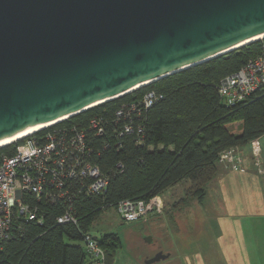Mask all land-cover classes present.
I'll list each match as a JSON object with an SVG mask.
<instances>
[{
    "label": "water",
    "instance_id": "water-1",
    "mask_svg": "<svg viewBox=\"0 0 264 264\" xmlns=\"http://www.w3.org/2000/svg\"><path fill=\"white\" fill-rule=\"evenodd\" d=\"M262 34L264 0H0V142Z\"/></svg>",
    "mask_w": 264,
    "mask_h": 264
},
{
    "label": "trees",
    "instance_id": "trees-1",
    "mask_svg": "<svg viewBox=\"0 0 264 264\" xmlns=\"http://www.w3.org/2000/svg\"><path fill=\"white\" fill-rule=\"evenodd\" d=\"M261 47V40L250 42L61 122V126L86 128L93 117L102 118L105 132L91 135L96 147L92 161L108 175L109 185L102 194L76 198L78 224L58 223L64 206L30 196L42 221L22 219L17 223L20 227H13L0 247V264H91L82 233L119 201H148L184 180L190 183L177 203L202 201L219 172L220 154L264 135V90L232 106L225 105L218 92L220 80L257 57ZM151 90L157 95L153 105H139L135 111L127 108L125 116H117L119 108L138 103ZM127 123L131 132L125 131ZM14 152L15 144L0 147V157ZM99 240L106 264H112L121 239L107 232Z\"/></svg>",
    "mask_w": 264,
    "mask_h": 264
},
{
    "label": "built area",
    "instance_id": "built-area-1",
    "mask_svg": "<svg viewBox=\"0 0 264 264\" xmlns=\"http://www.w3.org/2000/svg\"><path fill=\"white\" fill-rule=\"evenodd\" d=\"M260 40V54L220 80L218 92L225 105L244 102L258 90H264V38ZM156 99V93L148 91L138 103L119 108L117 116H125L127 108L135 111L139 105L150 107ZM63 121L9 143L15 144V152L0 157V247L13 227H20L17 223L22 219L42 221L39 206L33 204L30 196L36 201L43 199L64 206L57 216L58 223L78 224L76 198L106 191L109 177L92 161L96 147L91 143L92 134L105 132L102 118L93 117L86 128L59 125ZM125 131H132L131 123L125 125ZM250 144L259 158L260 137L252 139ZM219 161L232 169L246 171L240 145L225 149ZM159 205L157 197L148 201L128 198L119 201L116 210L123 221L131 222L147 217ZM82 244L91 264H106V252L99 236L84 231Z\"/></svg>",
    "mask_w": 264,
    "mask_h": 264
},
{
    "label": "rangeland",
    "instance_id": "rangeland-1",
    "mask_svg": "<svg viewBox=\"0 0 264 264\" xmlns=\"http://www.w3.org/2000/svg\"><path fill=\"white\" fill-rule=\"evenodd\" d=\"M260 142L259 158L250 143L242 146L243 166L245 170L248 169L247 174L223 163L219 164L220 170L211 182L216 188H209L205 204L190 203L191 206H188L182 202H163L157 195L154 197H157L160 207L155 208L147 217L126 222L113 207L100 214L90 231L99 237L107 232H115L119 236L122 245L112 264H245L244 241L240 240L235 248L232 233L236 231L234 218L245 216V210L248 216L252 210L251 206L245 208L241 199L244 197L251 204L254 200L258 202V197L264 198V135L260 137ZM189 183L184 180L165 190L162 196L170 201L180 200ZM239 187H242V191ZM243 187L249 193L243 192ZM197 216L202 218L199 225L196 223ZM243 226H246L245 223ZM181 234L189 237L187 245L181 244ZM239 246L243 248L239 249ZM159 251L172 254L159 261L146 262ZM202 252L203 257L198 255ZM213 253L218 257L213 256Z\"/></svg>",
    "mask_w": 264,
    "mask_h": 264
},
{
    "label": "crops",
    "instance_id": "crops-1",
    "mask_svg": "<svg viewBox=\"0 0 264 264\" xmlns=\"http://www.w3.org/2000/svg\"><path fill=\"white\" fill-rule=\"evenodd\" d=\"M244 147H243V153L245 155V152H244L245 148ZM219 163H221V162L219 161ZM247 172H248V169L246 170V172H244V174H247ZM216 176H215V178H216ZM211 182L207 186V194L209 193V188L211 186H213V188H216V185H213V183H211ZM257 187H258V189H261V187H259V186H257ZM241 188L242 187H239L240 191H242ZM243 192L249 193V190H247L246 187H243ZM207 194H206V196H207ZM206 196H205V198H206ZM241 196L243 197V195H241ZM158 198L160 200H162L163 202L177 203L179 201V200H172V201L167 200L162 196V194L158 195ZM205 198L202 201L194 200L193 202H191V204L192 205L205 204V202H207ZM243 198L241 200L243 201L242 203L245 206V208H250V206H251L252 210L249 212L248 216H246L248 211L245 210V214H246L245 216L242 215V217L238 216L239 218H234L236 221V226L234 227L236 231L233 230L232 238H233V241H234L235 246H236L235 248H237L239 241L243 240L244 241V247H245V250L243 253V262L245 264H264V198L258 197L259 198L258 202H257V200H254V201L251 200L253 205H251L252 203L251 204L248 203L246 198H245V200ZM239 204H241V203H239ZM241 219H242V221H240ZM185 220H189V219H185ZM196 220H197L196 223L198 225L201 224L202 218L197 216ZM243 223H245V225H246L245 227L243 226ZM233 224H235L234 221H233ZM188 238L189 237H187L185 234H181V236H180L181 244L187 245L188 243H186V241ZM238 248L242 249L243 247L239 246ZM171 254L172 253H170L169 256H171ZM198 255L203 257L204 253L203 252L198 253ZM213 256L218 257V255L215 253H213Z\"/></svg>",
    "mask_w": 264,
    "mask_h": 264
},
{
    "label": "bare ground",
    "instance_id": "bare-ground-1",
    "mask_svg": "<svg viewBox=\"0 0 264 264\" xmlns=\"http://www.w3.org/2000/svg\"><path fill=\"white\" fill-rule=\"evenodd\" d=\"M262 38H264V34H262V35H260V36H258V37H256V38H254V39H259V40H260V39H262ZM139 87H141V85H140V86H136V88H139ZM61 119H63V118H60V119H58V120H54V121H52V122H48V123H45V124L37 125V126L32 127V128H30V129H28V130H26V131H24V132H21L20 134H17V135H15V136H12V137L6 139V140H3V141L0 142V147H3V146H5V145H7V144H9V143H11V142H13V141L19 139V138L26 137V136H28V135H30V134H32V133H34V132H36V131H38V130H40V129H43L44 127H47V126H49V125H51V124H53V123L58 122V121L61 120Z\"/></svg>",
    "mask_w": 264,
    "mask_h": 264
}]
</instances>
